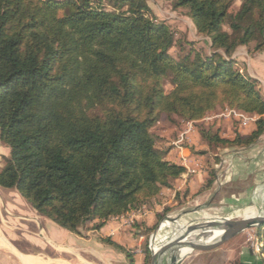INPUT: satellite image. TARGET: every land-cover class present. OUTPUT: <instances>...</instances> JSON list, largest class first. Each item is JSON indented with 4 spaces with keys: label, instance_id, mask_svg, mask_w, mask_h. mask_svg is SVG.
<instances>
[{
    "label": "trees",
    "instance_id": "16d2710c",
    "mask_svg": "<svg viewBox=\"0 0 264 264\" xmlns=\"http://www.w3.org/2000/svg\"><path fill=\"white\" fill-rule=\"evenodd\" d=\"M172 1L209 40L208 50L196 41L184 47L147 0H0V142L9 150L1 188L80 234L150 207L186 173L164 159L172 146H157L152 130L164 117L200 126L223 106L256 118L248 136L202 129L213 153L264 136L259 81L233 58L251 44L264 51V0ZM215 180L210 164L204 188ZM258 235L264 263V225ZM104 242L134 264L124 247ZM145 251L150 259L148 244Z\"/></svg>",
    "mask_w": 264,
    "mask_h": 264
},
{
    "label": "rangeland",
    "instance_id": "374dc122",
    "mask_svg": "<svg viewBox=\"0 0 264 264\" xmlns=\"http://www.w3.org/2000/svg\"><path fill=\"white\" fill-rule=\"evenodd\" d=\"M147 2L153 15L159 21H164L170 27V29L176 34L177 39H180L184 47L188 45L189 41H196V48L204 47L207 50L209 49V40L200 38L196 35L193 24L186 16L184 10L175 9L172 0H147ZM106 5L108 4L106 3ZM224 29L228 30L226 26ZM178 53L179 46H176L173 49V54ZM233 58L239 61V67L247 74H249L250 62L257 64L258 67L264 69V51H254V44H251L250 47H241L234 54ZM262 86L263 85L259 82L258 89L264 97ZM164 87L166 93H169L173 89L169 80H165ZM228 110L231 109L223 106L217 108L214 112L208 115V117L214 116L216 118L209 121H200L202 124H200V126L195 125L189 138L182 144V152L194 160L193 166L188 164V170L186 172V174H188V179L186 181L180 179L175 183L174 189L163 190L159 199L150 207H144L141 210L133 212L134 214L138 213L137 216L129 214L127 217H115L109 220L123 223L122 233L125 238L128 235L129 237H132L134 241L139 240L142 243L141 252L138 253V251H136V254H133L137 257L138 264H151V258L147 259L145 249L147 244L151 247V235L157 230L163 219L167 216L169 217L167 218L168 222L179 225L184 218V216H180L185 215V212H179L181 209L189 212L190 210L201 207L203 209L198 212L193 222L203 223L207 220H218L229 214L240 213L243 210L253 211V209L258 207L260 202L264 200V143L263 145L252 149L244 156V159L240 162L235 182L229 188H225L224 184L231 174L234 158L242 148L224 149L213 153L210 151L201 135L200 131L205 129L212 130L213 132L220 131L222 136L226 138H234L236 133L248 136L252 132V129L255 128L254 122L243 126L240 120L224 116ZM220 115H223V117H218ZM187 124L188 122L178 119L169 121L164 117L152 130V132L158 136V148L164 150L167 147L172 146V150H176L177 154L182 153L176 143L186 130ZM6 149L7 148L0 142V166L2 168L7 165L6 159L9 156V150L7 149L8 151H6ZM202 156L205 157V162L203 164H197V158L201 159ZM216 156L220 159V163L218 164L214 161ZM164 159L176 163L175 160H173L174 154L171 153V151L164 155ZM210 164L215 167V182L219 181L223 185L222 188L218 192L212 193L215 189V182L210 189L204 188V182L203 187L200 190L192 192L189 183L194 179L196 174L198 175L200 170H204L207 177V168ZM188 188L190 189V193L185 197L184 194ZM177 197H179V199H177ZM167 208H170V211L158 223V215H163ZM189 217L190 215L188 216V219ZM237 219L242 220L239 218ZM137 221L144 222L143 227L136 228L135 223ZM154 225H156V228L148 237L139 236L140 239L136 238V233L144 231L145 227L151 228ZM259 227L260 226H257L235 235L233 239L229 240L221 247L212 252L209 251L211 253L197 251L194 253L191 252V254L187 255V258L180 262V264H196L198 261V264H209L210 262L212 264H231L248 254L251 257H254L257 261H262L261 253L257 252V246L263 245V241L258 235ZM172 231H175V228L172 226L162 228L155 240V245ZM222 235L223 234L217 239H220ZM197 241L198 240L193 238L192 244L187 252L193 249L192 245H195ZM219 241L220 240L207 241L202 242L199 245H210L213 243H219ZM223 241L224 239L221 240L219 245H221ZM125 242L127 243L126 240ZM155 249L159 253L162 250Z\"/></svg>",
    "mask_w": 264,
    "mask_h": 264
},
{
    "label": "crops",
    "instance_id": "0c3cea01",
    "mask_svg": "<svg viewBox=\"0 0 264 264\" xmlns=\"http://www.w3.org/2000/svg\"><path fill=\"white\" fill-rule=\"evenodd\" d=\"M249 74L263 85L264 94V69L250 62ZM253 130L254 128L252 131ZM6 151L8 150L6 149ZM171 153L174 154L173 160H175L177 164L183 165L186 170H188V164L193 166L194 160L183 152L177 154V151L173 149ZM182 158H186V162H183ZM204 160L205 157L202 156L201 159L197 158L196 161L197 164H203L205 162ZM187 179L188 174L185 173L181 180L186 181ZM205 179V171L200 170L198 175L196 174L194 179L189 183L191 191L196 192L200 190L203 187ZM259 206L264 207V200L260 202ZM137 214L138 213H135L134 216H137ZM185 217L186 215L184 218ZM166 223L167 224L162 228L176 225V223L168 221H166ZM94 224L95 223H92L82 229L80 234L71 233L61 228L53 221L40 216L16 190L3 189L0 187V264H131L130 258L124 252L104 242V239L107 238L130 252L131 257L135 261L134 264H138L137 257L133 254L136 251H138V253L141 252L142 243L139 240L134 241L133 238L128 235L126 238L123 236V223L111 220L101 229H95ZM219 230L220 228H216L199 232L193 237L198 240L195 245L207 241H218L219 239L217 238L224 233V231L219 232ZM136 238H139V236H136ZM190 246L174 264H180L191 252L210 251L192 249L187 252ZM163 256L164 254H162V257ZM240 261L244 264H264L262 261H257L254 257H251L249 254L243 256ZM198 263L199 261L196 264ZM209 264L212 263L210 262Z\"/></svg>",
    "mask_w": 264,
    "mask_h": 264
},
{
    "label": "bare ground",
    "instance_id": "6f19581e",
    "mask_svg": "<svg viewBox=\"0 0 264 264\" xmlns=\"http://www.w3.org/2000/svg\"><path fill=\"white\" fill-rule=\"evenodd\" d=\"M191 211L192 210H190L186 214V217L184 218L183 222L180 225H177V224L172 225V227L175 228V231L170 232L166 237L160 240V242H158L156 245L154 241V245H153L154 249L155 248L162 249L160 253L164 254L159 264H174L177 261V259L182 255V253L190 246L193 240V237L196 236L199 232H204V231L212 230L215 228H220L219 232L224 231L222 237H220L219 239L220 240L219 243H215L210 246L192 245L193 250L206 251V250H210L212 246L219 245L221 240L227 238V236L234 235V234L237 235L244 231H247L248 229L257 227L258 226L257 220L262 217L264 218V207L258 206L254 208L253 211L243 210L240 213L229 214V215H235V216H233L234 218L232 219L229 218L230 221L228 222H218L217 224L212 225V226L205 223L204 225L196 227L197 225L196 222H193L191 224H186V221ZM182 216H185V215H181L180 217ZM237 218L242 219V220H238ZM233 219H236V220H233ZM165 224L167 223L165 222ZM194 228L196 229L195 232H193L192 234L188 235L187 238H185L186 237L185 235H187V233L191 229H194Z\"/></svg>",
    "mask_w": 264,
    "mask_h": 264
},
{
    "label": "water",
    "instance_id": "95a60500",
    "mask_svg": "<svg viewBox=\"0 0 264 264\" xmlns=\"http://www.w3.org/2000/svg\"><path fill=\"white\" fill-rule=\"evenodd\" d=\"M264 143V136L256 143L248 146V147H244L242 148V150L238 151V153L236 154L235 158H234V161H233V164H232V168H231V174L229 175V177L227 178L226 182H225V188H229L236 180V177H237V172H238V168H239V165H240V162L244 159V156L249 152L251 151L252 149L254 148H257L259 147L260 145H263ZM222 184L219 182V181H216L215 182V189L212 191V193H215V192H218L221 188H222ZM207 208V207H206ZM203 208L201 207H198L196 209H193L191 212H190V217L189 219L186 221V224H191L193 223V220L195 219V217L197 216L198 212L200 210H202ZM179 212H185L184 214L186 215L188 212H186L185 210L181 209ZM233 216L235 215H226L218 220H207L206 222H198L196 227H199L201 225H204L205 223L208 224V225H215L217 224L218 222H228L230 221L229 218H234ZM167 218H169L168 216L166 218L163 219V221L161 222V224L159 225V227L157 228V230L151 235L150 237V252H151V264H159L161 258H162V253H159L157 252L155 249H154V241H155V237L158 235V233L160 232L161 228L163 227V225L165 224V222L167 221ZM257 225L258 226H262L264 225V218H259L257 220ZM195 228L194 229H191L187 235H185L187 238L188 235L192 234L193 232H195ZM235 237V234L234 235H230V236H227V238L224 239L223 243L221 245H217V246H212L210 248V251H214L215 249L221 247L223 244H225L226 242H228L229 240L233 239Z\"/></svg>",
    "mask_w": 264,
    "mask_h": 264
},
{
    "label": "built area",
    "instance_id": "2783aa9c",
    "mask_svg": "<svg viewBox=\"0 0 264 264\" xmlns=\"http://www.w3.org/2000/svg\"><path fill=\"white\" fill-rule=\"evenodd\" d=\"M224 116H226L228 118H232V119L234 118V119L240 120V122L243 126H246V125H248L251 122H254L256 120L255 117L247 116V115H245L242 112H239L237 110H228ZM218 117H223V115H220ZM215 118L216 117H214V116L213 117L207 116L202 121H209V120L215 119ZM195 125H196V122H188V124L186 126V130L181 135V138L179 139V141L176 143L177 147L179 146L178 148L181 149V152L183 151L182 144L185 143L186 139L189 138V135L193 132ZM182 159H183V162H186V158H182ZM262 248H263V245L257 246V252L262 253Z\"/></svg>",
    "mask_w": 264,
    "mask_h": 264
}]
</instances>
